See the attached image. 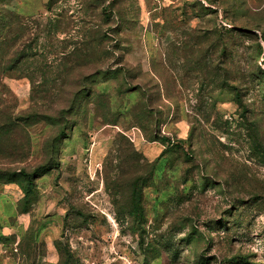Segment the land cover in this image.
Here are the masks:
<instances>
[{"label": "rangeland", "instance_id": "obj_1", "mask_svg": "<svg viewBox=\"0 0 264 264\" xmlns=\"http://www.w3.org/2000/svg\"><path fill=\"white\" fill-rule=\"evenodd\" d=\"M0 264H264V0H0Z\"/></svg>", "mask_w": 264, "mask_h": 264}, {"label": "trees", "instance_id": "obj_2", "mask_svg": "<svg viewBox=\"0 0 264 264\" xmlns=\"http://www.w3.org/2000/svg\"><path fill=\"white\" fill-rule=\"evenodd\" d=\"M165 139L167 141V144H171V146H173L174 144H180L181 143V140L174 142V141H171V138H165ZM22 173H23V175L26 176V179L28 182H30V181L32 182V178H31V176H29V174H27L25 172H22Z\"/></svg>", "mask_w": 264, "mask_h": 264}]
</instances>
